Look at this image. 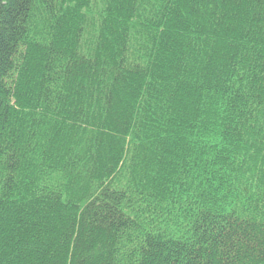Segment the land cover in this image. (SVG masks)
<instances>
[{"label":"trees","instance_id":"obj_1","mask_svg":"<svg viewBox=\"0 0 264 264\" xmlns=\"http://www.w3.org/2000/svg\"><path fill=\"white\" fill-rule=\"evenodd\" d=\"M0 264H264V0H0Z\"/></svg>","mask_w":264,"mask_h":264}]
</instances>
